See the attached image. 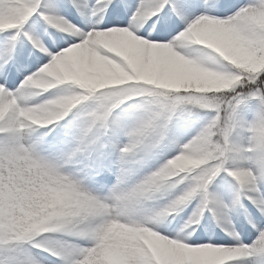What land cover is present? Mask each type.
I'll list each match as a JSON object with an SVG mask.
<instances>
[{"label":"snow or ice","instance_id":"obj_1","mask_svg":"<svg viewBox=\"0 0 264 264\" xmlns=\"http://www.w3.org/2000/svg\"><path fill=\"white\" fill-rule=\"evenodd\" d=\"M0 264H264V0H0Z\"/></svg>","mask_w":264,"mask_h":264}]
</instances>
